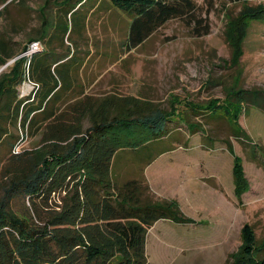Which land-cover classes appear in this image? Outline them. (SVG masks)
<instances>
[{"label": "trees", "instance_id": "obj_1", "mask_svg": "<svg viewBox=\"0 0 264 264\" xmlns=\"http://www.w3.org/2000/svg\"><path fill=\"white\" fill-rule=\"evenodd\" d=\"M104 1L131 18L127 39L132 47L195 6L194 0ZM96 2L61 0L52 36L63 42L72 33L69 21L74 24L73 16L82 11L79 31L87 19L85 10ZM258 18L264 22V4L244 7L229 22L226 37L234 51L232 64L240 54L247 20ZM45 34L20 49L0 36V66L14 59L0 72V147L9 148L7 156L0 158V264H147L146 236L156 221L191 226L199 222L186 217L173 200L144 198L147 185L120 177L117 162L121 155L136 154L140 167L175 148L157 145L169 138L167 128L174 131L184 125L194 131L197 122L179 115L177 99L166 111L135 97H106L82 107L80 114L88 119V126L82 127V117L75 115V122L66 123L59 108L76 86L80 62L74 49L57 53L45 48ZM33 41L40 48L30 56L22 55ZM26 81L33 88L20 95L19 87ZM80 104L71 105V111L80 110ZM188 105L224 118L236 138L251 142L239 117L248 105L264 112V91L232 88L223 99ZM36 136L39 140L33 147L15 150L21 140ZM194 146L191 141L184 144ZM226 149L232 156L233 192L240 200L249 183L229 141ZM17 197L27 199L26 214L12 209ZM240 232L242 243L230 264H264V238L257 244L247 223Z\"/></svg>", "mask_w": 264, "mask_h": 264}, {"label": "rangeland", "instance_id": "obj_2", "mask_svg": "<svg viewBox=\"0 0 264 264\" xmlns=\"http://www.w3.org/2000/svg\"><path fill=\"white\" fill-rule=\"evenodd\" d=\"M60 2L7 0L0 4V36L11 39L14 47L20 49L43 32L57 53L74 49L80 64L75 74L76 86L59 108L63 120L75 122L73 118L82 117V107L94 106L106 97H135L166 111L173 106L172 99H177L179 115L188 122L196 121L197 129L190 131L184 125L174 131L167 128L169 138L157 145L184 147L191 141L195 146L190 148V157L216 161L218 170L207 167L208 174L213 175L208 178L209 185L194 178L196 183L191 188L181 190L174 187L173 179L176 175L182 178L194 174L195 166L155 164L142 173L136 165V154L119 157L120 177L141 179L143 175L147 183L144 195L151 200H169L165 195L175 194L170 200L181 207L186 217L201 223L191 226L157 222L147 233V264H230L242 243L240 230L246 223L260 244L264 238V112L248 105L246 113H241L239 123L249 136L248 142L236 138L224 118L198 112L188 104L223 99L232 88L264 91L263 20H247L240 54L233 64L234 51L226 37L229 22L244 7L264 4V0H194L192 11L167 20L133 47L127 39L131 18L110 8L104 0H97L93 9L85 10L87 19L79 31L83 12L74 15V24L68 23L72 33L61 42L52 36L61 14L56 6ZM41 43L44 46V41ZM31 87L30 82L23 83L20 95L28 94ZM79 102L80 110L72 112L71 105ZM80 124L86 127L89 121L83 116ZM38 140V136L27 137L15 150L29 149ZM227 141L241 158L249 183L240 200L232 189V156L226 149ZM8 151V146H1L0 158L7 156ZM27 205V199L17 197L12 209L23 215Z\"/></svg>", "mask_w": 264, "mask_h": 264}, {"label": "crops", "instance_id": "obj_3", "mask_svg": "<svg viewBox=\"0 0 264 264\" xmlns=\"http://www.w3.org/2000/svg\"><path fill=\"white\" fill-rule=\"evenodd\" d=\"M5 3H7V1ZM34 39H36V37L33 38V39H29V40H34ZM45 39H46V37H45ZM53 47H54V45L49 41V39H46L45 40V48L55 50V48H53ZM190 148H192V147H187V148L186 147H183V146L175 147L174 149H171L170 151H166V152H164V153L156 156L155 158H153L150 162H147L146 164L140 166V169H142V173L143 172H147L155 164H162L164 166H169V165H172V164H177V165H182V166H187V167H189V166H195L196 169L194 170L195 171L194 174H186L182 178L179 177V175H176L175 176V174H171V173H167V174L172 175V176H175V178L173 179V183L175 185L174 187H178L181 190H186L187 187L188 188H191L192 184L193 183H196V180H193L194 178H196V179L198 178L200 181H202V182H204L206 184L207 181H208V178L209 177L212 178V176H213L211 173L208 174V168L207 167L208 166H210L211 168L213 167L212 170H214V171L215 170H218V168H216L217 165L215 166V162L216 161H215L214 158H196V157H190L189 155L192 154L190 152ZM219 171L221 172V170H219ZM142 177L143 178L136 179V180H138V181L141 180L143 185H147V183H145L146 181H145L143 175H142ZM210 186H212V185H210ZM232 189H233V187H232ZM167 191H169V188H167ZM144 192H146V191H144ZM144 192H143V197L147 199L148 196L147 195H144ZM165 196H166L167 199L170 200L169 197H174L175 194L168 193ZM152 201H156V200H152ZM179 208L182 211V209H181L180 206H179ZM182 213L184 215H186L183 211H182ZM189 218H191V217H189ZM193 220H195V219H193ZM159 221L165 222L163 220H159ZM159 221H156L153 224V226L157 222H159ZM195 221H197V220H195ZM198 225L200 226L201 223L199 222ZM153 226L150 229H152ZM193 226H197V225H193ZM148 231H149V229H148ZM203 231H205V230H203ZM146 240H147V236H146Z\"/></svg>", "mask_w": 264, "mask_h": 264}, {"label": "built area", "instance_id": "obj_4", "mask_svg": "<svg viewBox=\"0 0 264 264\" xmlns=\"http://www.w3.org/2000/svg\"><path fill=\"white\" fill-rule=\"evenodd\" d=\"M40 48V43L38 41H33L28 45V48L25 52L22 53V55L25 56H30L33 52L37 51ZM32 85L31 90L33 88V84L30 82Z\"/></svg>", "mask_w": 264, "mask_h": 264}, {"label": "water", "instance_id": "obj_5", "mask_svg": "<svg viewBox=\"0 0 264 264\" xmlns=\"http://www.w3.org/2000/svg\"><path fill=\"white\" fill-rule=\"evenodd\" d=\"M14 60V59H13ZM13 60H11L10 62L6 63L5 65L3 66H0V72L9 64V63H12Z\"/></svg>", "mask_w": 264, "mask_h": 264}]
</instances>
